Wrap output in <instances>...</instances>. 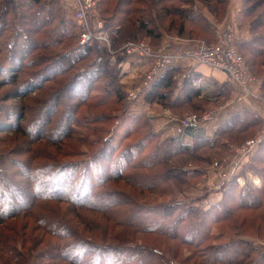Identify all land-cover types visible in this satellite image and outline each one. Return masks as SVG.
<instances>
[{"label": "rangeland", "instance_id": "1", "mask_svg": "<svg viewBox=\"0 0 264 264\" xmlns=\"http://www.w3.org/2000/svg\"><path fill=\"white\" fill-rule=\"evenodd\" d=\"M43 1L48 2L49 0ZM72 1L76 4L90 2L91 10L87 14L86 22L90 29H94H91L94 33L107 41V49L110 53L111 50H117L118 47H122L128 42L142 44L157 50L168 39H193L195 40L193 41L195 46L198 39H202L204 43L215 42L218 32L223 34L228 31H220L219 29L230 18L229 12L232 4L234 9L239 12L235 14L238 35L264 32V24L259 25L258 21L255 22L253 19V16L248 17L246 15L245 9L244 13L241 10L250 6L252 11L260 4L264 9V0H228V7L219 0H163L161 3L158 2L159 0ZM235 1H239V8L235 6L237 4ZM56 2L68 14L67 20L76 25L74 30L78 33L80 29L75 20L74 6L63 0H56ZM163 5H167L169 9H174L175 12H172V15L164 16L160 8ZM177 6L186 13L194 11L201 14L204 21L208 23V28L214 27V33L206 29L202 23L181 15L178 10H175ZM261 7L255 10L257 13L253 11V15H259ZM26 10L32 12L33 9L28 8ZM258 20L260 19L258 18ZM144 21L148 23L146 24ZM141 22H144L146 26L140 27ZM253 23L257 25L255 31L253 30ZM181 24L185 26L186 30L182 38L178 35ZM25 26L27 27V25ZM25 26L24 28H26ZM151 27L158 32H163L162 38L149 36ZM115 28L119 30L118 33L113 30ZM48 30L50 31V27ZM233 32L235 33V31ZM235 36L237 38L236 33ZM62 37L65 36H60V38ZM113 39L115 41L119 39L122 43L118 42V46L114 48L115 43L112 47ZM77 42L78 39H65L63 45L72 46ZM95 43L98 47V42ZM109 44H111V47H109ZM18 45H20V48L18 47L19 52L12 53L8 60H6L5 51L0 50V170H3L2 173L7 174L11 183V186L3 187L0 179V264H78L79 261L84 264H123L122 260L131 259V256L138 255V248L151 254L147 257L149 263H155L158 258L161 261L163 258L165 264H202L203 258L197 255V251L198 249L207 248L208 245L213 243V240L207 239L199 244L196 240L195 243L190 244L183 242L178 237L170 238L155 232L143 233L137 231L136 225L134 227L125 226L122 214L132 212L135 215L132 224L136 222L138 227L146 224L164 228L177 217L178 212L180 213V209H178L174 212V215L168 214L166 216L165 212L171 210L167 205L178 201L182 205L187 204L190 207L207 208L212 203L223 199V192L228 187L230 178H237L239 187L235 190L239 188V190H245L248 186L262 188L263 190L256 192L262 197L263 204L257 208H236L234 211L236 212L235 216L229 219L226 217L227 221L223 223L212 224L215 228L212 232L225 231L224 238H221L225 242L232 239L231 235H235L237 230L241 231L243 235L240 238L248 239L253 245L260 246L264 250V180L257 172V167L259 168L262 164L259 160H256L264 156V147L260 144L261 146H257L249 153L242 152V146L246 141L256 136L264 128V124L261 125L262 122L260 127L256 129L252 128V130L242 133L222 134L215 147L202 148L200 153H203L207 158H201L196 154L189 155L193 161L185 163L191 170L196 172L193 176L182 175L179 170L169 172L171 165L167 160L151 167H139L136 162H141L144 158L147 160L153 158L151 153L157 149L158 145L161 144L160 142L173 136V134L179 137L178 135L183 132L179 128V120L193 114L202 116L204 113L220 107L217 106L220 105L218 100L205 98L209 94L214 96L216 91L209 88V92H205V95L201 94L204 99L197 97L191 100V103L199 104L200 108H193L191 107L192 104L188 103L169 107L168 104L152 101L151 97H131L128 92L134 88V83L130 81L133 76L125 77L127 73H124V77L121 78L127 92L125 93L127 105L124 114L131 117H143L145 123V127L137 128V132H134V130L133 133L131 132L132 134L124 135L127 125L124 122L125 116L123 117L120 113L122 106L121 101H117V94L103 100L99 96L101 91L98 93V90L94 89L85 98L84 92L86 91H84V87L86 83L81 79H78L79 81L70 79L68 82L69 88L67 87L59 93L55 92V94V89H58V82L56 81L50 82L41 88L34 81L37 80L34 78L38 75L36 65L34 67H32L33 64L28 67L25 66L27 59L34 57L28 53L29 51H31V54L33 53L32 42H27L24 39L20 40ZM239 52L245 60L244 68L258 80V87L261 82L264 84V55L253 57L246 50H239ZM25 54L29 55L23 56ZM34 54H36L35 51ZM25 57L27 59H24ZM41 67H43L42 64L37 65V68L40 69ZM61 69L59 65H55L53 68H48L47 74H54L57 78L61 77L62 81L68 75L58 76L57 72ZM182 75L183 71L178 70L177 77L180 78ZM31 76H34V78ZM16 78H19V82H21L17 86H13ZM201 79L202 86L207 84L203 76ZM196 81L197 79L194 81V85ZM52 94L60 99L57 104V110L59 111L51 115L50 122L51 125L56 123V128L50 134L37 133L36 131L41 126L46 114L41 115L39 121H35L34 111L40 105L43 109L45 103L52 99ZM262 94L264 96L263 89L260 90V95ZM75 104L77 119L73 117V114L69 116L68 120L71 122L72 130L62 136L61 132L64 133V131L59 126H61L60 118L65 114L63 109L67 105L74 106ZM54 110L51 109V111ZM170 116L174 120H171ZM248 118L246 117V120ZM206 122H202L195 129L198 130L199 127H203ZM148 129L151 130L153 136L141 150L138 158L129 161L130 165L122 173L125 176L118 179L120 181L117 184L112 180L103 186L110 187L109 192H114L116 187L118 188L117 191L124 192V195L121 193L119 197V204L114 207L109 208L107 206L108 209L105 208V210L102 208L94 209L86 205L71 204L62 199L44 200L40 198L26 205L29 206L28 208L22 207L23 209L12 210L17 203V197L19 199L27 198L26 195L20 192L22 189L19 192L16 190V186H20L18 179L24 178L25 182L29 179L24 176L25 173L22 172L20 167L15 165L24 163L40 166L48 161L64 163L86 158V160L94 159L100 166L107 164L115 166L119 156H123L126 145L130 143L137 144L138 138L140 136L142 138L144 132L149 131ZM24 130L26 132L28 130L29 134ZM58 133L62 136L61 138H52L58 137ZM184 138L189 140L187 137ZM107 139H110L112 143L107 144ZM190 139L193 140V137ZM103 145L116 146L113 152L115 154L111 156V160L106 157L107 151L102 150ZM160 146H164V144ZM101 150L103 153L98 155ZM242 155L246 159H244V166L240 168L238 174L234 172L235 174L222 178L226 174L224 172L229 171L232 162ZM195 157L196 159H194ZM174 159H178L176 162L179 163L180 158ZM80 171L78 172L80 174L79 179L83 175V169H80ZM169 173L170 175H167ZM46 176L49 185H52L54 180L57 179L56 176ZM126 176L129 180H126ZM61 177L64 178V175ZM0 178H2L1 175ZM136 180L139 184L135 182ZM254 180H258L259 183H254ZM241 181H243V184H241ZM73 184L72 195L75 192L79 195V182ZM87 187L86 193L88 192ZM99 188L103 189L101 186ZM25 201L23 199L24 204ZM20 204L22 205V203ZM238 204L239 200L236 198L230 199L228 202L230 207ZM193 212L197 217L199 211L193 210ZM115 216L122 219H115ZM45 220L44 226L50 225L53 227L58 225L54 229L60 231L65 228L69 230V234L65 237L54 236L51 231L42 225ZM235 225H238L237 229ZM180 232V234H183L185 230L181 229ZM220 241L222 240L217 239V242ZM96 246H99V248ZM154 248H157L159 252L155 253ZM64 250L68 251L67 256L69 258L61 254L65 252Z\"/></svg>", "mask_w": 264, "mask_h": 264}, {"label": "trees", "instance_id": "2", "mask_svg": "<svg viewBox=\"0 0 264 264\" xmlns=\"http://www.w3.org/2000/svg\"><path fill=\"white\" fill-rule=\"evenodd\" d=\"M162 1L163 0H159L158 2L161 3ZM219 1L224 3L226 7L229 6L228 0ZM58 4L59 3H57L56 0H49L48 2L43 0H0V50L5 51L7 55L6 60L10 58L12 53L19 52L20 45H18V42L20 40L25 39L27 42H32L34 47L32 49L33 53L31 54V51L28 53L34 57H30V59L25 57L24 59H27L25 66L28 67L30 64H33L32 67H34L36 65V71L38 75L35 78L34 76L31 77L37 79L34 81L37 82L39 87L42 88L46 84L56 81L58 82V89H55V94V92L59 93L65 90L69 86L68 82L70 79L72 81H79L78 79H81L84 83H86V86L84 87V91H86L84 92L86 95L85 98L89 96L90 92L94 89L98 90V93L101 91V95H98L101 96L103 100L108 99L113 94H117V101H121L122 106V111H120V113L123 117L125 116L124 122L127 125L124 135L130 134L134 130V132H137V128H141V126L145 127V123L142 119L143 117H131L124 114L126 111L125 107L127 105L125 93L127 92L124 81L121 80V78L124 77V73L122 72V64L123 61L127 60L129 57L126 58L125 56H118L115 62H110V52L107 48L99 49L96 46V43L91 41L85 45L80 44V31H78V33L75 32L74 27L76 25L72 21L67 20L68 14L65 13V10L63 11L62 7ZM27 7L33 9L32 12H28V10H26L28 9ZM259 7H261V4L256 9H259ZM160 8L162 9L164 16L172 15V12H175L174 9H169L167 5H163ZM244 9L248 17L253 16V19L255 22L257 20L259 25L261 23L264 24V9H262V7L260 8L259 15H253V11L254 13L257 12H255L256 9L251 11L250 6L245 7ZM175 10H178L181 15L188 17V19H193L202 23L206 29H209L210 32L214 33V27L211 26L210 23L211 28H208V23L204 21L201 14L194 11L186 13L179 9V6H177ZM258 18L260 20H258ZM144 22L146 24L148 23L147 21ZM144 22H141L140 27L146 26ZM25 25H27V27ZM253 25V30L255 31V26L257 25L256 23H253ZM24 26L26 28H24ZM49 27L50 31L48 30ZM113 30L117 33L119 31L116 28ZM185 32V26L181 24L179 26L178 35L182 38L185 35ZM263 33H261L262 39H264ZM63 35L65 37L60 38V36ZM148 35L153 38L156 37L160 39V37L162 38L163 32H158L156 29L151 27ZM65 39H78V42L72 46L63 45ZM190 40L195 41L193 39ZM118 42L122 43L119 39L118 41L113 39L112 47L115 43L114 48H116L118 46ZM237 47L239 50H246L251 55H253V57L256 55H264V49L259 47H249V45H247L245 42L238 44L237 41ZM34 51L36 54H34ZM29 54H25L23 56H28ZM99 56L102 57V60L98 63L97 58ZM40 64H42L43 67L39 69L37 68V65ZM55 65H59L62 68L59 72H57V75L60 76L67 74L68 76L66 79L61 81V77L57 78L54 74H47L48 68H53ZM30 73L32 74V72ZM177 75L178 69L176 67L167 69V71L153 85L152 89L145 95V97H151L152 101H158L161 104H168L169 107H176L178 105L188 103L190 105L192 104L191 107L193 108H200L199 104L191 103L193 98L200 97L204 99L201 96L202 91L200 88L194 85L196 78L194 76L186 77L184 84L179 87ZM19 80V78H16L13 86H17V84L21 82H19ZM45 81L48 82L45 83ZM178 87L179 89L182 88L183 94L181 93L175 95V90ZM262 89L264 91V84ZM54 94H52L53 96L51 95V98L54 99L53 101L52 99H49L47 102L44 101L46 102L44 108L42 109V105H40V107L36 108V111H34L33 117L35 121H39L38 119H40V116L46 114L41 126H39L36 131L37 133L41 132L40 134H50L51 132H54V128H56V123L53 125L50 124L52 119L51 115H53L54 112L57 113V111H59L57 110V104L60 102V99H58ZM51 109L55 110L51 111ZM63 110L65 114L63 113L64 115L60 118L61 126H59V128H62L64 131V133L61 132L62 136L66 135L72 130L71 122L68 120L69 116L73 114V117L77 119L75 116V111L77 110L76 104L74 106L67 105ZM260 124L261 120L259 118L253 119L251 122H247L245 120H241L239 116H235L231 120L220 125L211 138L199 132L191 134L193 137V140L191 141H186L183 138L173 135L160 142L161 144L158 145L157 149L151 153L153 158L148 160L144 158L141 162H136V164L139 167H151L167 160L171 165L168 170L169 172L172 170H179L182 175L184 174L193 176L196 172L191 170L190 167L186 165V163L193 161L189 155L196 154L201 158H207L203 155V153H200L202 148L215 147L219 139H221L222 134L230 132L242 133L252 130V128H259ZM192 129H195V127L188 128V131ZM148 130L149 131L144 132L142 138L141 136L138 138L136 141L137 144L130 143L126 145V148L123 150V156H119L117 160L118 162L115 166H111L110 164L100 166L95 162L94 159L86 160V158L64 163L48 161L47 163H43L40 166L17 163L18 165L15 166H19L22 172L25 173L24 176L29 179L25 182L24 178H19L18 182L20 186H16V190L19 192L20 189H22L20 192L27 196V198H23L24 201L25 199H27V201H25L24 204L23 199H19L17 197V203L12 210L15 211L22 207L28 208L29 206L26 205H29L40 198L44 200L62 199L71 204H80L82 206L86 205L89 208L94 209L102 208L105 210V208L108 209V207H114L115 205L119 204V197L121 196L122 192L117 191V187L114 189V192H109L108 190L110 187L103 186L112 180L115 182V184H117L120 181L118 179L125 176L122 173H124L126 168L130 165L129 161L131 162L138 158L141 150L149 143L150 138H152L153 134L151 133L150 129ZM24 131L26 132V130ZM26 133L29 134L28 130ZM57 136L58 137L52 138L59 139L62 137L59 133ZM106 143L111 144L112 142L110 139H107ZM162 144H164V146H160ZM261 145L264 147V142ZM102 148L103 151H107V159L111 160V156H114L115 154L113 152L116 146L103 145ZM102 150L99 151L98 155L103 153ZM174 158H180L178 161L179 163L176 162L178 159L175 160ZM4 159H6V157H4ZM194 159H196V157ZM256 160H259L262 164L259 168L257 167V172L264 180V156L257 158ZM80 169H83V175L79 179L78 177H80V174H78V172ZM1 171L3 170H0V175L2 177L0 179L3 187L11 186L7 174L2 173ZM47 172L50 173L47 174ZM46 175H49L50 177L56 176L57 179L54 180L52 185H49ZM62 175H64V178L61 177ZM167 175H170V173ZM125 178H127V176ZM126 180H129V178ZM75 182H79V195H77L76 192L72 195L74 188L73 183ZM135 182L138 183L137 180ZM186 184H188V182H186ZM100 186L103 189H100ZM86 187L88 191L87 193ZM237 187H239L237 178H230L228 187L223 192V199L216 203H212V205L207 208L198 206L190 207L189 205L187 206V204L182 205L178 201H176L174 204L171 203L167 205L168 208H171V210L165 212L166 216H168V214L174 215V212L178 209H180V213L178 212L177 217L171 221V223H168L164 228H158L156 226H149L146 224L138 227L136 222L132 224V222L135 220V215H133L132 212H128L125 215L123 213L122 215L124 216V219L116 218V216L115 219L125 220V223H123L125 226L134 227L136 225L137 227L135 226V228H137V231L143 233L155 232L170 238L178 237L185 243L188 242L192 244L197 240V243L199 244L200 242H203L207 239L213 240V243L208 245L207 248H204L203 250L198 249L197 251V255L203 258L202 264H264L263 248L253 245V243L248 239L240 238L243 235L241 234V231L237 230L235 235H231L233 238L226 240L225 242L223 239H221L224 238L223 236L225 235V231L223 232L218 230V232H212L215 230L212 224L216 225L218 223H223L230 217L235 216L236 212L234 211L236 208H257L263 204L262 197L256 192L258 190H263L262 188L258 189L256 187L248 186L247 189L244 188L245 190H239L240 188L235 190ZM122 194L124 195V192ZM12 195L14 196L13 193ZM234 198L239 200V204L234 207L228 206L229 200ZM20 203H22V205ZM193 210L199 211L197 217L194 215ZM110 217L112 218L111 215ZM226 217L228 218L226 219ZM45 222L46 220L42 223L43 226L45 225ZM56 226L58 225L53 227L50 225L44 227L57 237H65L67 234H69V230L65 228H62V231L54 229ZM235 227L237 229L238 225H235ZM181 229L185 230L183 234H180ZM217 239L222 241L217 242ZM96 247L99 248V246ZM138 250V255H133V257L131 256V259L129 258L122 260L123 264H165L163 258L161 261L158 258L155 263H149L147 257L151 254L146 250H141L139 248ZM64 251L65 252L61 254L69 258L67 256L68 251ZM154 251L155 253L159 252L157 248H154ZM78 264L84 263L79 261Z\"/></svg>", "mask_w": 264, "mask_h": 264}, {"label": "crops", "instance_id": "3", "mask_svg": "<svg viewBox=\"0 0 264 264\" xmlns=\"http://www.w3.org/2000/svg\"><path fill=\"white\" fill-rule=\"evenodd\" d=\"M67 2L72 5H75V2L72 0H67ZM235 2L237 3L235 4V6L238 7L240 5L239 1H235ZM241 10L244 13V8ZM237 13L239 12L234 9V5L232 4L230 8V12H229L230 18H228V20L225 21V24H222L220 29L217 28V26L216 28L219 29L220 31H225L229 29H232L233 31H235L237 35L238 44L245 42L247 43V45H249V47H259V48L264 49V39H262L261 33L260 34L259 33H256V34L246 33V35H244L243 33L242 36L238 35V26L235 23L236 21L235 14ZM194 46H195V42H193L192 40H182L179 38L171 39V40L168 39V40H165L162 46H160L159 50L167 54H172L176 56V61L171 67H176L178 70L183 71V73H187L188 76H194L195 78L203 76V78L206 79L207 81L206 83L208 85L204 84L203 86L198 87V88H200V90L202 91V94H204L205 92L206 93L209 92L208 90L209 88L214 89V91H216L214 93V96H211V94H209V96L205 98H207L208 100H211V99L212 100L215 99V101L218 100L220 105H222L225 103L228 97L231 96L232 91H233L232 86L228 84L227 82L223 84H219L215 80H211L210 78L204 76L201 72L196 71L194 67L188 65L185 62L186 54L189 53L192 49H194ZM136 59L137 58L135 56H130L127 60L123 61V64H122V72L128 74V76L126 74L125 77L133 76L131 77L132 80L130 81L134 83V87L137 85V83L140 82V76H141L140 69L136 66ZM184 81H185V77L178 78V82H179L178 86L180 87L182 84H184ZM179 87L176 88L175 95L181 94V93L183 94L182 88L179 89ZM262 87H263V83L261 82V84H259V89L262 90ZM145 95H142L140 98H145ZM220 105H217V106H220ZM235 116H239L241 120H246V117L247 118L249 117L246 120L247 122H251L253 119L259 118L262 122L261 125H263L264 124V97L262 95H259L258 97L253 98L252 103L250 105L242 104L239 106L223 107L218 113V115L215 116V118H213L209 122H206V124H203V127L202 126L199 127L198 130L195 129L193 131L192 129L188 131V129H185L181 125H179L180 130L183 132L179 134L178 136L180 138H183L184 140H185L184 137H187L189 138V140H186V141H191L190 139L192 138L191 134L197 131L211 138L213 137V134L216 128H218L223 123L231 120ZM170 119H171V116H170ZM171 120H174V119H171ZM244 159L246 158L244 157V155H242L241 157L233 161L231 166L229 167L230 168L229 171H226L224 173H227L228 176H230L234 172L238 174V171L240 170V168L244 166V161H245Z\"/></svg>", "mask_w": 264, "mask_h": 264}, {"label": "built area", "instance_id": "4", "mask_svg": "<svg viewBox=\"0 0 264 264\" xmlns=\"http://www.w3.org/2000/svg\"><path fill=\"white\" fill-rule=\"evenodd\" d=\"M67 2V0H63ZM75 8V20L79 24L80 32H79V40L80 44H87L88 42H98V48L103 49L107 48V41L103 38H100L96 33H94L90 29L87 22L86 17L87 14L91 10L90 2H86L85 4L82 3H75L73 5ZM89 17V16H88ZM91 27V26H90ZM223 37L227 38L229 36L232 37L231 45L236 50V53L239 55L242 64L244 66L245 60L244 57L240 54L237 48V38L233 30H228L222 34ZM111 47V44H109ZM195 50V48H194ZM110 52V51H109ZM118 56H135L136 59V66L140 69V82L128 92L131 97L140 98L142 95L148 93L153 85L159 80V78L169 69L174 62L176 61V56L172 54H167L157 49H153L142 44H135L133 43H126L124 46L119 47L117 50H111L110 53V62H115ZM227 59V57H225ZM102 57L99 56L97 58V62H101ZM182 77H188L187 73H183ZM197 81L195 85L197 87H201L202 79L201 76L196 78ZM222 108L218 107L210 112L204 113L202 116L193 114L189 115L186 118L179 120L180 125L183 128H192L198 127L202 122H206L220 112ZM249 141H253L249 143ZM264 142V128L253 138L246 141V143L242 146L243 153H249L254 148L259 146Z\"/></svg>", "mask_w": 264, "mask_h": 264}, {"label": "clouds", "instance_id": "5", "mask_svg": "<svg viewBox=\"0 0 264 264\" xmlns=\"http://www.w3.org/2000/svg\"><path fill=\"white\" fill-rule=\"evenodd\" d=\"M231 40V36L225 38L218 32L215 42L204 43L202 39H198L195 50L185 56V62L196 71L219 84L227 82L232 86V94L220 105L221 108L250 105L252 99L260 95L258 80L244 68L239 55L231 45ZM227 175L226 173L222 178H227ZM254 183L259 181L254 180Z\"/></svg>", "mask_w": 264, "mask_h": 264}]
</instances>
